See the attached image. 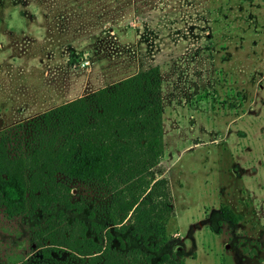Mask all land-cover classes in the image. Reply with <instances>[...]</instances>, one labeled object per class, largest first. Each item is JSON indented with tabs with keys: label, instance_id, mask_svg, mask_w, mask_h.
I'll return each mask as SVG.
<instances>
[{
	"label": "rangeland",
	"instance_id": "374dc122",
	"mask_svg": "<svg viewBox=\"0 0 264 264\" xmlns=\"http://www.w3.org/2000/svg\"><path fill=\"white\" fill-rule=\"evenodd\" d=\"M74 1L47 25L33 0H0V131L158 67L164 152L152 172L170 215L156 257L264 264V0ZM69 187L85 208L74 217L103 218L107 188ZM40 222L0 211V264H41Z\"/></svg>",
	"mask_w": 264,
	"mask_h": 264
},
{
	"label": "trees",
	"instance_id": "16d2710c",
	"mask_svg": "<svg viewBox=\"0 0 264 264\" xmlns=\"http://www.w3.org/2000/svg\"><path fill=\"white\" fill-rule=\"evenodd\" d=\"M67 3L33 0L47 25L72 13ZM162 117L155 66L51 109L26 127L0 131V211L9 219L41 218L33 235L37 261L185 264L168 254L156 257L170 215L166 181L152 172L164 152ZM74 182L108 189L98 208L103 218L97 219L95 208L88 224L74 217L85 210L71 200ZM54 252L68 257L55 259Z\"/></svg>",
	"mask_w": 264,
	"mask_h": 264
}]
</instances>
